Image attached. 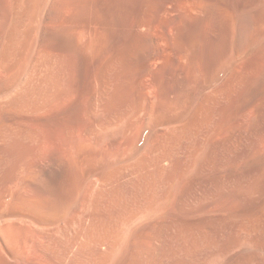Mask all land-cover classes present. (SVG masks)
Here are the masks:
<instances>
[{
  "label": "bare ground",
  "instance_id": "6f19581e",
  "mask_svg": "<svg viewBox=\"0 0 264 264\" xmlns=\"http://www.w3.org/2000/svg\"><path fill=\"white\" fill-rule=\"evenodd\" d=\"M126 13L124 0H0V264H82L84 259L101 258L102 262L105 257L117 256L120 252L115 251L120 248L124 229L129 227L130 213L143 210L134 207L140 204L146 210L150 206L154 209L152 205L160 201V194L171 197L169 188L179 176L178 171L171 174L170 167L183 143L191 152L184 163L181 161L180 176L195 172L200 153L195 155L199 150H190L197 146L192 136L195 128L191 129L190 123L168 127L163 138L136 160L99 171L85 183L83 191L80 183L69 178L82 166H90L86 164L85 168L80 157L92 150L87 145L98 146L92 147L95 151L90 154L96 152L105 161L112 155L115 160L114 153L118 152L119 159V150L130 139L128 89L134 50L127 36ZM56 132L63 136V147L56 146L50 136ZM113 139L119 140V150L110 148ZM104 163L97 164L103 167ZM128 172L139 182L135 198L142 203L131 201L121 185V177ZM172 197L169 199L174 203ZM162 206L158 211L156 206L155 214L162 212ZM144 210L143 218L147 214ZM153 211L149 210L150 215ZM153 217L149 221H159ZM205 224H192L194 227L180 233L181 249L185 244L187 250L194 246L198 252L209 245ZM259 237L258 242L252 239L257 242L253 244L255 251L244 249L242 254L239 247L243 259L237 264H264V237L263 242ZM105 245L107 251H99ZM205 258L204 263H197L207 264Z\"/></svg>",
  "mask_w": 264,
  "mask_h": 264
},
{
  "label": "rangeland",
  "instance_id": "374dc122",
  "mask_svg": "<svg viewBox=\"0 0 264 264\" xmlns=\"http://www.w3.org/2000/svg\"><path fill=\"white\" fill-rule=\"evenodd\" d=\"M124 1L127 8V36L132 50L135 51H132L130 61L128 89V102L131 105L129 120L132 128L127 141L129 145L126 143V147L119 150V140L113 139L115 144L112 146L113 142L110 143V148L122 152L119 159H116V151L115 160L111 155V160L106 161L104 156H96V152L90 154L98 146L87 145L92 150L88 151V155L84 149L86 154L80 156L84 158V161L80 160V165H83V161L85 168L86 164L90 166L86 169L84 166L83 169L80 167V173L78 171L69 178L80 183L78 185L83 191L84 186L99 171L136 160L151 144L162 139L163 133L170 126L179 124L191 123L190 128H195L192 136L197 146L190 150H199L198 153H193L200 154L192 176H180L183 166L181 161L184 163L191 152L183 143L178 151L179 156H175L172 163L173 169L170 167L171 174L178 171L180 179L169 188L171 197L176 193V196L173 195L174 203H171V197L167 198L166 193L160 194V201L152 205L154 209L150 206L151 209L148 207L146 210L145 206L136 205L135 209H145L147 214L143 218V210L140 213H130L131 218L127 219L129 227L123 230L125 234L121 239V249L118 247L117 252L115 251L116 254L120 253L105 257L102 262L101 258L95 261L84 259L82 264H113V261L114 264H198L204 263L205 257L208 258L207 264H234L235 261L237 264L243 259V252L255 251L253 244L259 236H262L259 237L261 241L264 237V0ZM135 46H138L137 51L141 47L143 51L137 52ZM60 135V132H56L50 136L56 146L63 147V136ZM86 157L90 158L86 160ZM95 157L99 159L96 160ZM98 161L105 162V166L102 167L103 164ZM89 163L100 166V169ZM124 175L121 177V185L126 190L125 193L131 196V201L138 199L136 203H142L139 197L135 198L139 192V182L130 172ZM187 176L188 179L185 178ZM165 202L167 211L162 206ZM159 203L162 204V212L160 210L155 214L153 210L157 207L156 211L159 210ZM149 210L154 212V219L161 221L165 217L161 222L158 221L159 227L155 220L149 221L148 218H152ZM147 221L153 227H149ZM202 223L207 226L209 245L203 250L199 249V253L194 246H188L187 250L184 244V250L181 249L183 240L180 233L189 226L195 224L197 227ZM238 225L242 228H238ZM244 229L247 232H243ZM171 230L176 231L172 233ZM249 233L252 234L250 237ZM244 234H248V238ZM254 238L255 241L252 240ZM205 240L207 243V239ZM126 246L129 247L125 248ZM99 251H107L106 245L100 246ZM187 251L188 254L185 253ZM204 252L209 255L204 256ZM220 255H223L222 258H218Z\"/></svg>",
  "mask_w": 264,
  "mask_h": 264
}]
</instances>
